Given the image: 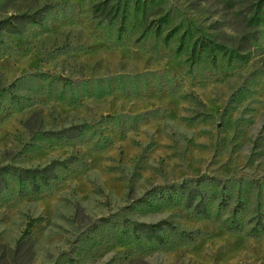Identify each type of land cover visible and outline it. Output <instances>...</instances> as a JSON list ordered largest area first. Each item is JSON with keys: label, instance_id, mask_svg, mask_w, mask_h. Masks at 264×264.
Returning a JSON list of instances; mask_svg holds the SVG:
<instances>
[{"label": "rangeland", "instance_id": "374dc122", "mask_svg": "<svg viewBox=\"0 0 264 264\" xmlns=\"http://www.w3.org/2000/svg\"><path fill=\"white\" fill-rule=\"evenodd\" d=\"M137 1L0 0V18L41 19L0 31V164L85 155L51 191L8 177L0 264H264V232L249 230L264 187V3ZM145 70L157 74L125 92ZM77 122L75 139L45 133ZM202 174L235 184L212 215L145 197ZM161 219L175 223L162 242L132 230Z\"/></svg>", "mask_w": 264, "mask_h": 264}, {"label": "trees", "instance_id": "16d2710c", "mask_svg": "<svg viewBox=\"0 0 264 264\" xmlns=\"http://www.w3.org/2000/svg\"><path fill=\"white\" fill-rule=\"evenodd\" d=\"M139 2L140 1L138 0V6H140ZM263 3L264 0H258L256 3L257 6H259L258 10L261 8ZM98 7L99 5H96L95 8L97 9ZM100 9H103V7L101 6ZM124 12H126L125 8ZM256 16L257 14L251 18L255 19ZM124 18L125 15L123 16V19ZM29 21L41 22L39 12H24L22 14H15L5 18H0V31L20 32L21 30L19 27ZM123 27L124 26H121V29H123ZM155 74H157V72L152 70H145L142 73L128 74L126 76H129L128 78L131 79V84L123 90L126 92L131 90V88H134L138 91L140 88L139 82L141 78H147V75L154 76ZM126 76H124V78ZM171 90L174 92L173 89ZM87 130L88 127L85 122H77L75 124L61 126L60 129L57 130H45V133L58 139H75ZM83 155L84 154H73L64 158H56L40 165H20L11 162L0 164V192L7 189L10 185L9 176H13L16 179V181L21 185L23 191L27 188H30L35 192H40L42 190L51 191L54 189L55 181H59L61 178L60 168L67 170L72 165L81 164L83 162L82 159H85V155ZM255 183L256 185L253 187L257 188V194L261 196V198L259 196L257 198V211L253 216V224L250 226L251 228L249 230L251 233L257 235L264 232V211L261 207H259L263 204L264 194L261 193V189L264 190V187L261 184V181L256 180ZM229 186L234 188L235 184H230L228 177H222L221 179L216 178L214 175L202 174L189 179L173 181L171 183L156 184V186L146 192L145 197H153L155 199L160 198L164 201L170 202L171 204L182 201L186 207H192L198 214L207 216L213 214L210 206L212 201L217 199L218 204L223 205V203L226 202V199L228 200L230 195L233 196L231 191L225 190V187ZM238 202L243 203L241 198ZM241 207H243V204ZM236 209L237 208H233L235 211ZM220 214V212H216L217 217L220 216ZM231 219L229 227L240 231V229L243 228L242 220L239 219L236 214H234ZM33 225L34 221L32 219L28 220L25 228L26 231H30V227ZM165 227L169 229L174 228L175 223L168 219H161L157 222L141 221L139 223H134L132 230L134 232L142 231L154 241L162 242L164 237L161 229Z\"/></svg>", "mask_w": 264, "mask_h": 264}, {"label": "water", "instance_id": "95a60500", "mask_svg": "<svg viewBox=\"0 0 264 264\" xmlns=\"http://www.w3.org/2000/svg\"><path fill=\"white\" fill-rule=\"evenodd\" d=\"M246 264H255V262L246 261Z\"/></svg>", "mask_w": 264, "mask_h": 264}]
</instances>
